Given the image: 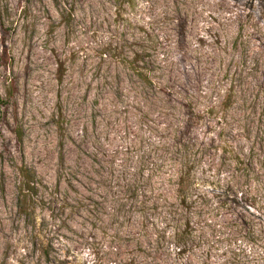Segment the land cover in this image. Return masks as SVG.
Wrapping results in <instances>:
<instances>
[{"label":"rangeland","instance_id":"374dc122","mask_svg":"<svg viewBox=\"0 0 264 264\" xmlns=\"http://www.w3.org/2000/svg\"><path fill=\"white\" fill-rule=\"evenodd\" d=\"M0 264H264V0H0Z\"/></svg>","mask_w":264,"mask_h":264},{"label":"trees","instance_id":"16d2710c","mask_svg":"<svg viewBox=\"0 0 264 264\" xmlns=\"http://www.w3.org/2000/svg\"><path fill=\"white\" fill-rule=\"evenodd\" d=\"M27 169H24L22 170V173H23V177L25 179L26 182H24V185H23V188H25L29 193L34 190L33 187H31V175H30V172L27 170ZM178 192L179 193H184V188L181 187V182L179 183V188H178Z\"/></svg>","mask_w":264,"mask_h":264}]
</instances>
